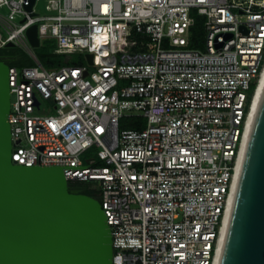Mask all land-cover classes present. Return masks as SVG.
<instances>
[{
  "label": "built area",
  "instance_id": "built-area-1",
  "mask_svg": "<svg viewBox=\"0 0 264 264\" xmlns=\"http://www.w3.org/2000/svg\"><path fill=\"white\" fill-rule=\"evenodd\" d=\"M38 1L0 0V48L34 61L9 67L12 160L90 183L113 264H215L264 69V0ZM193 13L204 49L189 45ZM34 24L40 45L93 63L44 67ZM133 116L146 126L122 128Z\"/></svg>",
  "mask_w": 264,
  "mask_h": 264
},
{
  "label": "water",
  "instance_id": "water-1",
  "mask_svg": "<svg viewBox=\"0 0 264 264\" xmlns=\"http://www.w3.org/2000/svg\"><path fill=\"white\" fill-rule=\"evenodd\" d=\"M27 37L40 46L36 24ZM86 58L93 63L91 53ZM9 67L0 57V264H113L111 228L99 199L71 188L60 165L12 160ZM217 264H264V82Z\"/></svg>",
  "mask_w": 264,
  "mask_h": 264
},
{
  "label": "trees",
  "instance_id": "trees-1",
  "mask_svg": "<svg viewBox=\"0 0 264 264\" xmlns=\"http://www.w3.org/2000/svg\"><path fill=\"white\" fill-rule=\"evenodd\" d=\"M202 17L201 15H197ZM203 33L201 20L198 21L196 19L195 24L191 28V38H190V47L198 48L199 45H201V35ZM54 47V46H53ZM53 47L50 48L49 51H40L39 53H36L39 61L42 63V65L46 68H56L62 65H79L84 62L81 60H75L73 59L74 54H62V53H56L53 51ZM7 49L6 47L0 48V52ZM7 53L9 56L4 59L10 66H16V67H23V66H31L34 64L33 59L22 49L15 47L10 48ZM254 86H252L251 92H253ZM121 127H131L136 128L138 127L137 124L132 123L131 120L123 119L121 123ZM71 188H79L82 189L85 193L92 195L94 197H98L97 194L92 191L89 186V182H70L69 183Z\"/></svg>",
  "mask_w": 264,
  "mask_h": 264
},
{
  "label": "rangeland",
  "instance_id": "rangeland-1",
  "mask_svg": "<svg viewBox=\"0 0 264 264\" xmlns=\"http://www.w3.org/2000/svg\"><path fill=\"white\" fill-rule=\"evenodd\" d=\"M44 5H45V1L44 0H39L37 2V8L39 10H44ZM193 15L195 16V18L200 21L201 20V24H202V29H203V33L200 34L201 35V45L198 46V48L200 49H204L205 48V37H206V31H205V28H204V17H200V16H197L196 13H193ZM56 42L55 40H43L41 45L38 46V47H35L34 48V51L36 53H39L40 51H49L51 47L55 46ZM73 59L75 60H81L82 62L84 63H87V58L85 55H82V54H74L73 55ZM136 114V113H135ZM126 120H131L132 123H135L137 124L138 127L136 128H142V127H145L146 124H147V119L145 117H140V116H133V117H129V118H125ZM123 128V127H122ZM125 128H131V127H125ZM135 128V127H134Z\"/></svg>",
  "mask_w": 264,
  "mask_h": 264
},
{
  "label": "bare ground",
  "instance_id": "bare-ground-1",
  "mask_svg": "<svg viewBox=\"0 0 264 264\" xmlns=\"http://www.w3.org/2000/svg\"><path fill=\"white\" fill-rule=\"evenodd\" d=\"M263 82H264V69H263V72L261 74V79H260L259 85H258V87L256 89V92H255V96H254V100H253V105H252V110H251V114H250V118H249V123H248L249 129H248V132H247V135H246V140L244 142V146H243V148L241 150V161H242L244 149H245V146H246V142H247V138H248L250 126H251V123H252V119H253L255 107H256V104H257L259 92H260V89H261V86H262ZM241 161H240V165H241ZM240 165H239L238 172H237V175H236V179H235V183H234V187H233L232 196H231V199H230V202H229V205H228L227 214H226V217H225V220H224V224H223V227H222V235H221V239H220V244H219V249H218V254H217V257H216L215 264H217V259H218V255H219V251H220V247H221V243H222V239H223V235H224V231H225V227H226V223H227L229 211H230V206H231V202H232V198H233V194H234V189H235V185H236V181H237V177H238Z\"/></svg>",
  "mask_w": 264,
  "mask_h": 264
},
{
  "label": "flooded vegetation",
  "instance_id": "flooded-vegetation-1",
  "mask_svg": "<svg viewBox=\"0 0 264 264\" xmlns=\"http://www.w3.org/2000/svg\"><path fill=\"white\" fill-rule=\"evenodd\" d=\"M7 49H5L4 51L0 52V57L1 58H7L9 56V54L7 53V51L10 48H15L16 46H5Z\"/></svg>",
  "mask_w": 264,
  "mask_h": 264
}]
</instances>
